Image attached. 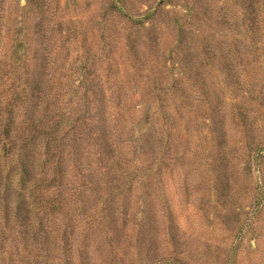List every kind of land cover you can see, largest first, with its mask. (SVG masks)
Here are the masks:
<instances>
[{"label": "rangeland", "instance_id": "rangeland-1", "mask_svg": "<svg viewBox=\"0 0 264 264\" xmlns=\"http://www.w3.org/2000/svg\"><path fill=\"white\" fill-rule=\"evenodd\" d=\"M21 165L36 242L0 264H264V0H0Z\"/></svg>", "mask_w": 264, "mask_h": 264}, {"label": "trees", "instance_id": "trees-1", "mask_svg": "<svg viewBox=\"0 0 264 264\" xmlns=\"http://www.w3.org/2000/svg\"><path fill=\"white\" fill-rule=\"evenodd\" d=\"M35 125L32 126V131L38 134L34 130ZM40 134L39 132L38 135ZM21 170L19 182L21 181V184L25 182L21 187L14 183L15 176L18 174L0 175V249L5 250L9 243L11 245L14 243L15 249L19 251L21 249V254H25L26 259H31L33 256L31 246L36 242V225L33 215L35 198L33 197L34 192L25 186L29 176L23 165H21Z\"/></svg>", "mask_w": 264, "mask_h": 264}]
</instances>
